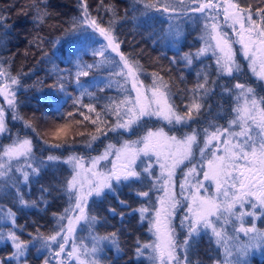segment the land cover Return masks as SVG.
Segmentation results:
<instances>
[{"label":"trees","instance_id":"1","mask_svg":"<svg viewBox=\"0 0 264 264\" xmlns=\"http://www.w3.org/2000/svg\"><path fill=\"white\" fill-rule=\"evenodd\" d=\"M84 2L0 0V70L8 78L15 77L18 81L14 84L15 107L6 114L11 112L21 121L15 127L7 117L8 126L2 137L8 141L14 135L13 130L23 132L19 134L31 138L34 145L32 166L37 167V160L44 161L37 172L32 173L30 168L28 182L14 181L3 185L0 210L15 214V223L11 220L0 224V234L4 237L0 239V261L4 264H17L11 258L15 248L8 238L10 231H14L21 241H31L25 257L21 258L27 264H44L46 258L50 264L55 263L49 257L50 250L41 246L40 236L50 237L52 233L61 232L67 221L65 210L73 198L66 193V181L70 177L67 161L54 163L47 161V157L54 155L60 158L65 152L86 154L109 142H116L120 134V131L111 129L119 122L117 113H120L121 99L125 94L120 81L123 76L119 74L124 62L121 58H111L104 45L97 46L93 42L97 37L83 22L81 5ZM232 2L241 7L251 6L254 10L264 0ZM86 3L88 18L95 19L101 27L111 32L114 41L120 45V54L127 58L136 75L144 84H154L163 89L177 115L188 117L193 90L197 89L198 83H204L206 76L205 88L209 92L200 99L204 89H197L196 99L203 106L199 112L192 111L191 123L196 124L197 129L206 125L207 130L226 125L230 104L225 100L219 101V93L213 95L221 82L226 84L239 78L232 76L228 81H222L212 56H196L202 45L195 31L184 26L182 37L175 39L170 33L174 26L173 19L163 12L164 5L168 3H173L175 8H180L182 3L192 7L188 0H86ZM149 4L155 7L148 8ZM258 6L264 8V5ZM102 48L105 49L103 56L93 55L95 50ZM189 54L192 58L190 65L184 59ZM85 65L93 67L83 68ZM82 69L88 71V76L79 75ZM246 80L243 81L246 85L254 83L262 86L249 78ZM86 105H91L95 110L89 111ZM219 108L222 114L217 116ZM85 116L89 119L85 120ZM209 118H216V121ZM93 120L96 123H92ZM48 126H59L67 131L64 135L53 134L47 131ZM163 127L168 134L184 135L174 129L175 123H164ZM205 131L195 133L196 140L201 139ZM135 169L141 173L139 180L130 178L113 182L112 190L88 200L83 220L92 221L93 233L89 232L86 237L78 230L79 243L84 242L89 246L91 239L115 233L116 244L103 240L99 246L102 250L94 254L91 263L83 264H92L93 261L96 264H153L152 248L142 246L154 245V237L149 230L148 216L141 215L140 209L150 211L153 206L152 211L155 210L161 191L153 188L151 182L159 175L156 174L155 165L151 176L144 173L138 164ZM203 190L205 188L202 187L199 192ZM145 191L149 193L147 197L138 195V192ZM20 196H23L24 204L20 203ZM109 209L115 210L116 214ZM244 210L255 214L244 215L242 226L251 228L255 225L258 231L264 232V207L257 205L253 209L251 204H246ZM234 212L242 213L240 206L235 207ZM221 220L220 217L216 219L214 225L219 227L222 234L230 233L236 221L222 225ZM187 226L177 225L175 229L179 231L182 243L188 234ZM230 242L238 250H229L223 240L218 243L211 229L201 231L191 241L192 247L188 253L191 264L228 262L224 258L226 249L236 263L239 260L240 264H264V242L251 240L249 234H239L236 241ZM251 242L256 248L245 253L239 251L244 249L243 245ZM138 246L142 248L143 255H137ZM179 258L184 264L182 248ZM155 264H159V261L156 260Z\"/></svg>","mask_w":264,"mask_h":264},{"label":"snow or ice","instance_id":"2","mask_svg":"<svg viewBox=\"0 0 264 264\" xmlns=\"http://www.w3.org/2000/svg\"><path fill=\"white\" fill-rule=\"evenodd\" d=\"M188 3L193 5L192 7H187L182 3L180 7L181 15H186L191 12L193 14L200 13L204 14L206 9L215 10L219 7L216 4L212 3V0H208V3H201L198 0H188ZM84 12V21L90 24L92 27L97 29L100 35L104 36L108 41L107 47H110L114 52L119 53V43H114V37L111 32L104 27H101L95 19L88 18L87 12V3L86 0L81 5ZM148 8L155 7L154 5H147ZM169 8L172 11H176V8L173 3L165 4L163 7L164 12H168ZM159 10V9H158ZM225 22L231 20L232 25H239L241 38L240 43L243 46L244 55L249 58L250 64L249 67L251 72L261 81H264V8H259L256 10V13L261 16V23L258 24L253 19V10L251 6L241 7L238 3L229 2L227 6L223 8ZM218 15V13H216ZM171 18V17H169ZM190 19H196L198 17L190 16ZM205 19L209 17L205 16ZM214 19V17H211ZM248 25L246 28L245 25ZM2 26V25H0ZM211 28L213 32L216 31L217 25L215 23L211 24ZM256 32L259 37V47L252 51L251 56H249V52L251 51L250 45L255 43V41L251 40V36L248 37L246 42L245 37L243 35L244 32L252 33ZM212 39L217 41L216 47L219 48L220 52L223 55L217 58V73L219 75H227L234 76V73H239L242 71L239 64L233 59V54L231 48L227 46V42L224 41L223 44L220 40L219 34L212 36ZM105 49L95 50L93 55H104ZM205 49H201L197 52L196 56L201 55ZM259 52V56L257 55ZM121 60L124 62V67L128 69V75L133 77V88L135 89L137 96L134 102L133 108L128 110V119L124 120L123 123H117L112 131L116 129H125L128 130L130 127L140 120L143 117H161L172 122L174 118L177 123L182 122L184 119L180 115H177L173 111V106L169 103L168 98L164 92H161L159 88H153L152 90V99L147 100L146 97L141 93L140 88L136 86L135 82V73L133 71V67L129 64L126 57L123 54H120ZM184 59L190 65L192 63L191 54L186 55ZM175 63V60H173ZM257 64L259 68H257ZM93 65H85L83 68H92ZM5 73L0 72V75H4ZM88 71L81 70L79 75L88 76ZM200 74L198 73V76ZM12 84H17L18 81L15 77H9ZM78 85L83 88V85L79 84V80H77ZM207 83V77L205 76L204 83H198L197 89H204L203 96L200 99H203L204 96L208 95L209 90L205 88V84ZM63 87V86H61ZM223 91L228 93L229 95L233 94V90L235 91L237 105L233 109L236 113L235 119H233L231 124H238L241 127V131L239 133H232L230 129H223L221 131L217 128L216 131L212 132L208 135L207 140L205 142V148H209L212 145V141L216 140L218 143L215 147H219V143H223L224 147V155H217L215 151L211 152V158L207 159V171L203 172L204 180H212L215 182L217 193L222 194L225 198V201L219 203L215 198L212 197H202L199 195L200 188L203 187L202 183L197 184L196 193L191 196V204L188 205V212L191 213V217L185 216L184 220L189 221L188 223V234L184 239L182 244H179V247L184 251V264H191V260L189 259L188 253L192 247L191 241H194V238L198 237L203 230L211 229L212 234L217 237V242L221 243L223 240V236L221 231L217 230L214 225V222L209 219V217L217 216L219 219L220 216L225 215H236L233 211L236 204H239L241 208H243L244 203L248 200L251 203V207L253 209L257 208V203L252 202L248 198H255V201L262 207H264V107H260L261 104H264V98L258 102L254 95V89L252 87L246 86L243 83H235L232 88H229L227 85H221ZM197 89L193 90V99L192 103L188 106V118L191 119L192 111L195 110L199 112L202 103L198 102L196 99ZM0 94H5L6 96H14V93H9L7 86L3 89H0ZM243 99V103H240V100ZM155 104L156 107L153 108L152 104ZM8 104L15 107L14 99H8ZM89 108V111H94L91 105H86ZM117 115H119L117 113ZM17 116L14 114L13 119H16ZM85 120L89 119L88 116L84 117ZM251 121L256 124L259 129H261V137L259 141L253 140L252 136L249 134L248 123ZM92 123H96L95 120ZM5 131V122H4V110L0 108V132ZM60 131H63L61 129ZM227 133L229 139H225L221 141V137ZM59 134V133H57ZM237 136H243L245 139L236 143L232 142V138ZM159 139V143L154 142ZM197 137L195 134L187 136L184 140L178 141L175 136L167 137L163 131L151 132L147 133V136L142 140H137L134 142L126 141L123 145L122 149L115 153L116 159L119 161L123 157L126 161L125 163L120 164L119 166L113 164L112 170L107 174L103 175L100 181L89 190L87 195H92L94 192L97 196H100L102 191L107 188L112 190V185L110 183L111 180L115 179L117 182L121 180H130V178L140 179L141 173L137 172L132 166L136 163V160L141 156H146L151 159L150 154H155L157 157V163L161 168L162 172L167 170L168 172V180L165 181L166 184L170 183V179L172 176V169H174L178 164L182 163L184 159H187L192 154V146L195 143ZM142 144V147L139 145ZM175 144L179 146L180 155L179 158L176 157L175 154L172 155V163L169 165L168 160L169 157L164 154L165 148H171V146ZM91 145H89L90 147ZM109 149L112 148V145L108 146ZM201 154L203 155L205 149H201ZM3 157H7L9 161L13 158H19L21 156L25 157L29 161H32V149L31 142L29 140H24L22 142L14 143L13 146H9L3 150ZM108 155V151L106 150L105 155L100 156L93 160V168H95L98 160L106 159ZM161 157H163V162H161ZM58 158L55 156H48V161H54ZM243 160L245 162L244 166H239L237 161ZM69 163H74L77 167H82L79 163V160L74 157H70L68 160ZM37 167L32 166V162L28 163V168L32 169V172H37L38 168L44 165L43 160L35 161ZM143 164V161H141ZM11 168L10 163H0V176H3L7 173V171ZM151 165L143 168V172L147 173L148 176L152 175L150 171ZM19 170V169H18ZM190 172L195 173V168L191 169ZM79 173H77V176ZM95 175V173H94ZM77 176H73L71 180L67 181V187L69 190L76 188ZM29 173L27 171H23V180L24 182H28ZM181 194L185 189V185L181 184ZM43 191H48L44 189ZM231 194V195H230ZM138 195L147 197L149 195L148 192H138ZM71 198V197H70ZM20 203L24 204L23 196L19 197ZM84 201L85 195L84 193H80L76 198L75 207L79 209L80 215L76 217V220L85 219L84 216ZM124 203L123 201H120ZM161 209L157 211V219L155 222V231L157 234V238L160 241L154 245L145 244L143 248H152L153 256L151 257L153 260V264H155L156 260H159V264H182L180 258L176 255L175 249L178 244L173 239V237L169 234L166 228V219L171 216V212L169 209H175L179 201H177L174 197L170 199H164L160 201ZM167 205V206H165ZM223 209V211H221ZM110 211L115 213V210L109 209ZM66 212L69 209L65 210ZM147 209L141 208L140 212L143 215ZM163 214L164 219L161 218ZM255 213H240L237 216V219H242L244 215H254ZM12 221L15 223V214H11ZM121 218L123 219V215L121 214ZM95 220V217L91 218ZM184 220L181 221V226L184 225ZM164 224L165 230L162 232L161 226ZM71 225V220H70ZM71 227H69V231H71ZM239 231L245 232V234L255 233L251 239L264 242V232H260L256 229L255 225L251 228L241 227ZM57 237H61L60 240ZM4 238L2 234H0V239ZM8 238L11 240L15 252L12 254V259L17 261V264H27L26 260H22L21 258L25 257L26 252L28 251L29 244L31 241L25 242L21 241L20 238L15 234L14 231H10L8 233ZM41 246L44 248L48 247V241L55 242L59 251L55 252L54 255L59 257L61 253L65 251V243L68 240V236H61V232H56L55 235L50 237L40 236ZM99 240H111L113 244H116L115 233L110 234L107 237H98ZM118 247V246H117ZM102 249L99 248V244L97 243L92 248V254L94 255L97 251ZM137 255H143L142 248L140 246L136 249ZM77 254V249L73 248L72 252L68 253L71 257ZM226 254L231 255V253L226 249ZM78 258V257H77ZM0 264H4V262L0 261ZM44 264H50V261L46 258ZM81 264L83 262L81 261ZM92 264H96V261H93ZM237 264H240V261L237 260Z\"/></svg>","mask_w":264,"mask_h":264},{"label":"rangeland","instance_id":"3","mask_svg":"<svg viewBox=\"0 0 264 264\" xmlns=\"http://www.w3.org/2000/svg\"><path fill=\"white\" fill-rule=\"evenodd\" d=\"M198 2L208 3V0H198ZM229 2L234 3L232 2V0H212V3L218 5L219 7H217L215 10L206 9L204 14H200V13L193 14L189 12L186 15H181L180 8H176V11L171 10V11L166 12L167 15L171 17V19H173V23H174V26L172 27L170 31L171 35L175 39H180L184 32V26H187L190 30L195 31L197 40H199L202 45L201 49H205V51L201 54V56H212L213 57L212 60L216 64V69H217V63H216L217 58L221 57L223 53H221L219 48L216 47L217 41L215 39H212V36L218 33L222 44L224 41H226L227 46L231 48L233 59L236 61L237 64L240 65L242 69L241 72L234 73L233 78H239V79L230 81L229 83H226V84L221 82L218 90L213 95V96H217L219 93L221 95L219 98V101L222 102L225 100L228 102V104H230L229 112L227 114V117L229 120L226 123V125L223 128L217 125L214 127L213 130H207L208 127L206 125L197 129L196 124L191 123L192 118L189 119L188 117H185L182 120V122H180L179 125L176 124L177 122L175 121L174 118L172 119V122L170 123L169 120L164 119L163 116L143 117L140 120H138L136 123H134L128 130L116 129L117 131H120V134L117 135L116 142L115 141L111 143L109 142L102 148H97V149L95 148L91 152L86 153V154L76 155L74 153L65 152L64 154L61 155L60 158L57 157L58 158L57 160L52 161L54 163L60 162L61 160L67 161L66 165H68V168L70 171V177L67 179V181L71 180L73 176H77V173H79V175L77 176L76 188L69 190L67 187V181H66V193L70 195L73 198V200L67 207L69 211H67L64 214L66 216L67 221L61 230V236H64V235L68 236V240L65 243V251L61 253L59 257H56L54 253L59 251V247L53 241H48V247L46 248L47 250H50L49 257L55 260L54 264H71L73 262L79 263L81 261L83 263H91L93 256H94L92 254V248L97 243L100 246L103 240H100L98 242L97 239H91L89 242L90 243L89 246H86L84 242L79 243V234L77 233L78 230L79 232H83L86 237L89 232L93 233V231L91 228V225H92L91 220H87V221L83 219L76 220V217L80 215L79 209L75 207L77 196L81 192L84 193L85 195V201H84V214H85V208H86V204L88 200L93 197H98L94 192L92 193V195H87L89 190L93 188L100 181L103 175H107L112 170L113 164H116L119 166L120 164L126 162L123 157L121 158V160L118 161L116 159L115 153L122 149L126 141L134 142L137 140H142L144 137L147 136V133L149 131L151 132L163 131V133L167 137L175 136V135L168 134L165 131L163 127L164 123H167L169 125L175 123L174 129H178L182 133H184L183 136H175L178 141L184 140L189 135H193L195 133H199L205 130L206 131L203 133L201 139L195 141L197 145L194 146L195 143L193 144L191 156L188 157L187 159H184L182 163L178 164L174 169H172V176L170 179V183L168 184L165 183V181L169 179L168 172L167 170L162 172L161 168L159 167V164L157 163V157L155 154H150L151 159H149V157L141 155L136 160V163L132 166L135 169V166L138 164L139 168L143 170L144 167L150 164L151 165L150 171H152L153 166L155 165L156 174L159 175V178H152V182H151V185L153 188L161 191L158 196L159 199H158L156 208L154 211H152L153 209V206H152V208L149 209L150 211L147 210L146 212L143 213V215L148 216L149 230L153 234L154 244L160 242L157 238V234L155 231V222L157 219V215H156L157 211L161 209V203H160L161 200L170 199L174 197L177 201H179L175 209H169V211L171 212V216L168 217L165 221L167 231L178 244L177 248L175 249V253L178 257L180 255L179 244H182V237L180 236L179 231L176 232L175 229L177 225H181V221L184 220L185 216L191 217V213L188 212V205L191 204V196L194 193H196V187H197L198 182L202 183L203 188H205V190H203L202 192H199L200 196L215 198L219 203L223 204V202L225 201V198L222 194L217 193L215 182L212 180H204V177H203V172L207 171V159L211 158V152L215 151L217 155H224V147H225V145L222 142L219 143L218 148L215 147L218 142L216 140H213L212 145L209 148H205V142L207 140L208 135L216 131L218 127L221 131H223V129L225 128L230 129L232 133H239L241 131L240 125L230 123L236 117V113L233 111V109L237 105V100H236V95H235L236 90H233V94L229 95L228 93L223 91V88L221 87V85H227L229 88H232V86L235 83H243L244 80L247 81L246 79L249 78V80L257 81L258 83L262 85L260 86L259 84H254V83L247 84V85L245 84L246 86L252 87L254 89V95L257 101L259 102L261 98H264V81L259 80L251 72V69L249 67L250 60L248 57L244 55L243 46L239 42L241 38V32H240L239 25L237 24L233 26L231 20L225 22L223 8L227 6ZM258 5H264V3L260 2L257 4V7L253 10V13H254L253 19L258 24H260L261 16L256 13V10L260 8ZM216 13H218V15ZM190 16H195L198 18L190 19L189 18ZM205 16L209 18L205 19L204 18ZM211 17H214V19ZM213 23L217 25L215 32H213L211 28V24ZM85 25H87L91 29V31L96 35L97 38L94 39L93 42L97 46L104 45L105 48L110 53L111 58L113 57L116 59L121 58L120 51L119 53L114 52L110 47H107L108 41L105 39L104 36L100 35L97 29H95L94 27H92L90 24L86 22H85ZM245 27L247 28L248 25L246 24ZM243 35L245 37L246 42L249 36H251L252 41H255V43L250 45L251 51L249 52V56H251L252 51H255L259 47V37L257 36L255 31L252 33L244 32ZM113 42L116 43L115 41ZM259 54L260 53L257 52L258 56ZM257 68H259L258 64H257ZM121 70L122 71H120L119 74L123 77L120 78V81L123 84L125 94L123 95L121 99V110L119 113L118 123H123L124 120L128 119V110L133 108L134 102L137 96V93L135 89L133 88V77L127 74L128 69L124 67V64H121ZM0 72H2V70H0ZM134 73H135L136 86L140 88L141 93H143V95L146 97L147 100L152 99V90L154 87L159 88L161 92H164V90L161 89L157 85L144 84L140 80V78L136 75L135 71ZM229 77L230 76L222 75V78H223L222 81H228L227 79ZM5 86H7L9 93H14V84L11 83L8 76L6 74L0 75V89H3ZM164 93L166 94V92ZM8 99H14V96H11V95L6 96L5 94H0V108L4 110V122H5V131L0 132V147H1L0 148V163H10L11 164V168L7 171V173L3 176H0V194L3 192V185L6 183H12L14 181H18L19 183L24 182L23 171H27L28 173H30L29 172L30 168H28V163L33 162L34 160L33 153H32V161H29L23 156L19 158H13L11 161H9L7 157H3L2 155L3 150L5 148L9 146H13L14 143L22 142L24 140H29L31 142V149H33L34 147L31 138H29L25 134L20 135L23 132H17L16 130H13L14 135L12 138L10 139L8 138V141L5 140L4 137H2L3 133H6L7 126H8V124H6L7 117H9L13 121L15 127L21 123L20 119L18 118L13 119L14 114H12L11 112L8 115L6 114L9 110L12 111V106L8 104ZM168 101H169V98H168ZM240 103L241 104L243 103V99L240 100ZM152 107L155 108L156 105L153 103ZM260 107H264V104H261ZM220 114H222V111L219 108V113L217 114V116H219ZM209 119L211 121L213 120V122L216 121V118L214 119L209 118ZM248 128H249V134L252 136L253 140H256L258 142L261 137V129H259L257 125L252 123L251 121H249L248 123ZM61 129L63 128H60L59 126H48L47 127L48 132H51L53 134L61 133V135H64L67 129L64 128L63 131H60ZM189 133H192V134H189ZM186 134H189V135H186ZM220 139L221 141H223L225 139H229V136L227 133H225ZM244 139L245 137L243 136H237V137L232 138V142L233 143H236L237 141L242 142ZM154 142L159 143V139L157 138V140H155ZM109 145H112L111 149L108 148ZM139 146L142 147V144ZM202 148L205 149V152L203 155L201 154V151H200ZM106 150L108 151L107 158L103 160H98L95 168H93V160L100 156L105 155ZM164 154L169 157L168 163L169 165H171L172 163L171 157L173 154H175L176 157L179 158V155H180L179 146L173 144L171 148H165ZM70 157L77 158L82 167H77L74 165V163H69L68 160ZM139 159L144 160L143 164L141 163ZM160 159H161V162H163V157H161ZM237 164L239 166H244L245 162L243 160H239L237 161ZM193 168H195V173L190 172V170ZM18 177H20V180H18ZM113 182H117V181L115 179L111 180L110 181L111 185L113 184ZM181 184L185 185L183 194H181V187H180ZM108 190L109 189L105 188L102 191L101 195ZM2 196L3 195H0V197ZM248 199L251 200L252 202H256L257 205H259L258 202L255 201L254 197L248 198ZM246 204H251V203H249L248 200H246L243 208H241L239 204H236L235 207L240 206L241 212L247 213V211L244 210V207ZM221 211H223V209H221ZM11 214L12 212L9 210H0V224L11 222L12 220ZM237 216H239V214L237 213L236 215H228L227 213H225V215L220 216V218L222 219L220 224L222 225L226 223L231 224L232 221H236L235 225L230 229V233L222 234L223 242L226 243V247L229 250H238L236 247L232 245L230 241L234 242L236 241L237 236L239 234H242V235L245 234V232L239 231V229L243 227L242 225H243L244 216L242 217V219H237ZM161 218L164 219L163 214ZM209 219L214 222L217 219V216L209 217ZM70 220H71V225H70ZM82 220L84 221V224H81L83 222ZM188 223L189 221L184 220V224H188ZM69 227H71L72 229L71 231H69ZM215 227L218 230L219 227L216 225ZM161 230L162 232L165 230L164 224H162ZM52 235H55V233H52L50 236ZM249 235L250 237H252L254 236V233H249ZM97 237H100V236H97ZM57 239L60 240L61 237H57ZM243 247L244 249H240L239 251L245 253L248 251H252L251 248H256V245H254L251 242L249 245H246V244L243 245ZM73 248L77 249V254L70 257L68 253L72 252ZM224 258L228 262H223V263H218V264H237L232 255L225 254ZM173 264L175 263L173 262Z\"/></svg>","mask_w":264,"mask_h":264}]
</instances>
